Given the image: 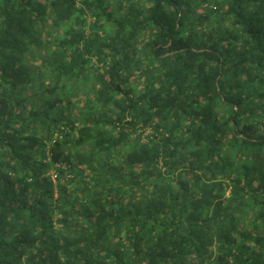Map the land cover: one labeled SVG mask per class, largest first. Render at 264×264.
<instances>
[{"label": "trees", "instance_id": "16d2710c", "mask_svg": "<svg viewBox=\"0 0 264 264\" xmlns=\"http://www.w3.org/2000/svg\"><path fill=\"white\" fill-rule=\"evenodd\" d=\"M0 264H264V0H0Z\"/></svg>", "mask_w": 264, "mask_h": 264}, {"label": "rangeland", "instance_id": "374dc122", "mask_svg": "<svg viewBox=\"0 0 264 264\" xmlns=\"http://www.w3.org/2000/svg\"><path fill=\"white\" fill-rule=\"evenodd\" d=\"M31 96V95H30ZM32 97V96H31ZM33 98V97H32ZM38 98V97H37ZM37 98H33V99H37ZM148 132H149V129H146V130H144L143 131V137H144V139H145V136L148 134ZM132 135H134V133L132 134Z\"/></svg>", "mask_w": 264, "mask_h": 264}]
</instances>
